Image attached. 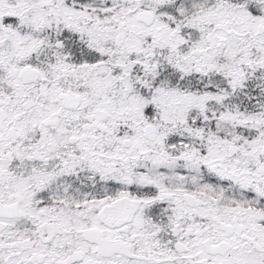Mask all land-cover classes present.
<instances>
[{
    "label": "snow or ice",
    "instance_id": "obj_1",
    "mask_svg": "<svg viewBox=\"0 0 264 264\" xmlns=\"http://www.w3.org/2000/svg\"><path fill=\"white\" fill-rule=\"evenodd\" d=\"M0 264H264V0H0Z\"/></svg>",
    "mask_w": 264,
    "mask_h": 264
}]
</instances>
